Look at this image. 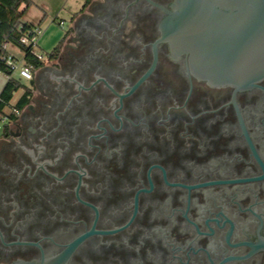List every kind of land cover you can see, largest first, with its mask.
<instances>
[{
    "label": "flooded vegetation",
    "instance_id": "obj_1",
    "mask_svg": "<svg viewBox=\"0 0 264 264\" xmlns=\"http://www.w3.org/2000/svg\"><path fill=\"white\" fill-rule=\"evenodd\" d=\"M172 1L68 11L2 119L0 264H264V79L189 74Z\"/></svg>",
    "mask_w": 264,
    "mask_h": 264
},
{
    "label": "water",
    "instance_id": "obj_2",
    "mask_svg": "<svg viewBox=\"0 0 264 264\" xmlns=\"http://www.w3.org/2000/svg\"><path fill=\"white\" fill-rule=\"evenodd\" d=\"M165 13L160 40L189 74L238 89L264 79V0H173Z\"/></svg>",
    "mask_w": 264,
    "mask_h": 264
},
{
    "label": "trees",
    "instance_id": "obj_3",
    "mask_svg": "<svg viewBox=\"0 0 264 264\" xmlns=\"http://www.w3.org/2000/svg\"><path fill=\"white\" fill-rule=\"evenodd\" d=\"M32 0H0V72L4 73L8 79L4 87L0 90V115L15 117L14 108H22L28 101L29 89L26 87L21 97L12 104L15 92L21 88L19 79L12 75L11 66L8 65L5 57L10 50L4 45L13 44L19 47L24 53V60L34 68L39 67L42 61L35 53L32 44H24L21 42L23 35L31 36L38 24L25 20V10L32 4ZM25 6V7H24ZM15 58H17L14 55ZM11 107L10 112H6V108ZM1 117V118H2Z\"/></svg>",
    "mask_w": 264,
    "mask_h": 264
},
{
    "label": "rangeland",
    "instance_id": "obj_4",
    "mask_svg": "<svg viewBox=\"0 0 264 264\" xmlns=\"http://www.w3.org/2000/svg\"><path fill=\"white\" fill-rule=\"evenodd\" d=\"M80 0H49V4L50 8L53 9L52 11H48V15L49 17L44 20L41 24L42 30H45L43 35L41 36V38L39 39V41H37V43L34 46V50L36 53L43 55L44 57L48 54V52L52 49V47H50L52 45V41L50 44H48L46 42V40L48 38H51L53 35L55 36V38H53L55 41L56 38H58L57 33H61V31H65L66 28V20L68 19V10L70 8H73L77 5L75 4H79ZM36 12H35V11ZM56 10V11H54ZM33 12L35 15L36 13H41L40 12V8L39 7H35L33 6L32 9L30 10V12ZM29 12V13H30ZM31 16V14H29ZM47 15V16H48ZM53 24V27L51 29H47V27L49 26L48 24L51 22ZM47 31V33H46ZM42 33V32H41ZM40 33V34H41ZM9 50L12 54H14L17 58L19 59H23L24 58V53L23 51L17 47L16 45L11 44L9 46ZM14 77H16L17 79H19L20 83H21V88L15 92L14 94V98L12 100V104H15V102L17 101V99L19 98V96L21 95L22 91L26 88L29 87V81L27 79H23V78H19V76L15 75ZM11 111V107H7L6 108V112H10ZM2 116L0 115V127L3 125V121H2Z\"/></svg>",
    "mask_w": 264,
    "mask_h": 264
},
{
    "label": "crops",
    "instance_id": "obj_5",
    "mask_svg": "<svg viewBox=\"0 0 264 264\" xmlns=\"http://www.w3.org/2000/svg\"><path fill=\"white\" fill-rule=\"evenodd\" d=\"M32 2L33 3L25 10V14H24V17L23 18L25 20H27V21H31V22L39 25V27H40V33L42 32L41 34L39 33V36H38V41H39V39L41 38V36L43 35V33L45 31V30H42V27H41L42 24L41 23L49 17L48 11L49 12L50 11L53 12V9L50 8V5H48L49 4V0H32ZM81 2H82V0H80L79 4L77 3L75 5L79 6ZM33 6L39 7L41 13H36V15H35L32 11L30 12V10L32 9ZM77 6H75V7H77ZM75 7H73V8H75ZM73 8H70V9H73ZM54 11H56V10H54ZM29 14H31V16ZM52 22H53V20L48 24L49 26L47 27V29L48 28L51 29L53 27ZM46 33H47V31H46ZM57 35H58V38H56L55 41H53L54 40L53 38H55L54 35L51 38H48L46 40V42L48 44H50L51 41H52V45L50 47H53V45L56 43V41L63 35V31H61V33L58 32ZM7 79H8V77L4 73L0 72V90L6 84Z\"/></svg>",
    "mask_w": 264,
    "mask_h": 264
},
{
    "label": "built area",
    "instance_id": "obj_6",
    "mask_svg": "<svg viewBox=\"0 0 264 264\" xmlns=\"http://www.w3.org/2000/svg\"><path fill=\"white\" fill-rule=\"evenodd\" d=\"M33 31L35 33L31 36L23 35L21 38V42L24 44H32L33 46H35V44L38 41V36L40 33V27H36ZM10 45L11 44L6 43L4 46L9 49ZM36 54L41 59L42 55H40L38 53H36ZM5 60L7 61L8 65L11 66L13 76L17 75V76H19V78H23V79H27V80L32 79V75H33L32 74V68L30 65H28L26 63V61L24 59L15 58L14 54H12L10 52L9 55L7 57H5ZM13 111L17 112V109L14 108ZM6 118H7V115H4L2 117L3 120H5Z\"/></svg>",
    "mask_w": 264,
    "mask_h": 264
}]
</instances>
